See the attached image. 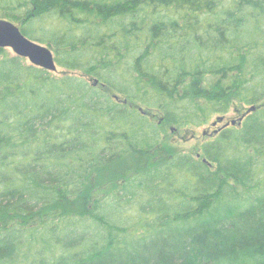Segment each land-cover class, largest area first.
<instances>
[{
	"label": "trees",
	"instance_id": "trees-1",
	"mask_svg": "<svg viewBox=\"0 0 264 264\" xmlns=\"http://www.w3.org/2000/svg\"><path fill=\"white\" fill-rule=\"evenodd\" d=\"M0 15L100 84L0 48V264H264V0H0ZM232 106L248 109L197 157L165 156L164 125Z\"/></svg>",
	"mask_w": 264,
	"mask_h": 264
},
{
	"label": "rangeland",
	"instance_id": "rangeland-1",
	"mask_svg": "<svg viewBox=\"0 0 264 264\" xmlns=\"http://www.w3.org/2000/svg\"><path fill=\"white\" fill-rule=\"evenodd\" d=\"M0 18L5 19L0 15ZM8 20V19H7ZM14 22V21H12ZM18 26H20L19 23L14 22ZM31 39V38H30ZM42 44V43H41ZM43 45L48 46L46 43ZM5 49V53L7 55L17 56L14 51L7 47L3 48ZM53 51V49H51ZM55 58L56 54L55 51H53ZM23 58V57H22ZM26 63L31 64L30 61L26 58H24ZM57 70L53 72V75L55 76H63V75H72L76 76L78 78L85 79L89 84H94L95 87L100 86V84H95V79L93 77H89L85 75L81 71H73L69 69H65L58 65L57 63ZM122 97V95H120ZM248 108L244 107V110L242 112H238L234 106H232L231 110L225 114V115H214L209 122H207L204 125H201L199 127L189 126L188 128H177L176 126H163L160 139L163 138V144H164V150H165V156L169 155L171 152L175 153H188L192 154L195 157H197V154L201 153L202 150L200 149L201 146L209 141L212 137L211 135L214 134V132L220 128H223L227 123L229 125L232 124V121H236L240 118V115H242L243 112H245ZM223 117L222 121H218V117ZM257 176L262 177V174L259 172ZM126 217H123L121 220L125 223L128 220H125ZM94 227V225H91L90 228Z\"/></svg>",
	"mask_w": 264,
	"mask_h": 264
},
{
	"label": "water",
	"instance_id": "water-1",
	"mask_svg": "<svg viewBox=\"0 0 264 264\" xmlns=\"http://www.w3.org/2000/svg\"><path fill=\"white\" fill-rule=\"evenodd\" d=\"M7 47L11 48L16 55L28 59L31 64L47 71L54 72L58 68L51 48L27 37L14 22L0 18V48ZM98 83L99 81L96 79L95 84ZM255 109V106L250 108L251 111ZM222 120V116L218 117V121ZM235 124L236 121H232L231 125ZM225 126H229V123Z\"/></svg>",
	"mask_w": 264,
	"mask_h": 264
}]
</instances>
